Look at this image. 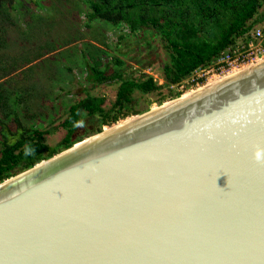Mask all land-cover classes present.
<instances>
[{
    "label": "water",
    "instance_id": "water-1",
    "mask_svg": "<svg viewBox=\"0 0 264 264\" xmlns=\"http://www.w3.org/2000/svg\"><path fill=\"white\" fill-rule=\"evenodd\" d=\"M105 126L0 182V264H264V62Z\"/></svg>",
    "mask_w": 264,
    "mask_h": 264
},
{
    "label": "rangeland",
    "instance_id": "rangeland-1",
    "mask_svg": "<svg viewBox=\"0 0 264 264\" xmlns=\"http://www.w3.org/2000/svg\"><path fill=\"white\" fill-rule=\"evenodd\" d=\"M91 12L84 0H0V23H7L8 15L13 20L6 26L7 46L0 48V74L19 66L1 80L9 115L0 113V149L4 140L14 143L19 132L33 128L47 130L46 142L57 146L67 131L62 122L70 105L88 95L103 97L106 110L112 107L121 80L97 83L87 61L101 60V69L107 66L108 74L126 79L153 77L161 85L158 90L133 94V104L142 113L175 99L163 74L169 55L160 38L147 44L126 25L91 19ZM259 17L264 19V4ZM99 120L82 111L74 137L89 132Z\"/></svg>",
    "mask_w": 264,
    "mask_h": 264
},
{
    "label": "trees",
    "instance_id": "trees-1",
    "mask_svg": "<svg viewBox=\"0 0 264 264\" xmlns=\"http://www.w3.org/2000/svg\"><path fill=\"white\" fill-rule=\"evenodd\" d=\"M91 8V19H99L114 26L126 25L132 34L142 36L150 44L159 37L169 55L163 74L170 86L186 78L200 65L208 64L234 40L248 32L261 21L259 10L264 0H84ZM1 17V16H0ZM0 23V48L7 46L6 26L13 23ZM2 18V17H1ZM122 37V36H121ZM5 54V53H4ZM4 54H1L2 56ZM7 55V54H6ZM15 57H13L14 59ZM118 64L121 60H116ZM91 78L97 83L109 79H120L115 102L109 110L103 107L105 99L100 96H86L69 107L68 116L62 122L67 131L57 146L46 142L47 130L33 128L19 132L14 143L3 142L0 149V182L14 176L42 160L71 147L75 142L102 131L130 115L142 113L133 104L135 90L150 93L161 85L147 75L145 79L124 78L121 74H108L103 62L87 61ZM0 74V113L8 107L7 94L1 80L18 70ZM6 73V74H5ZM182 93L173 91L176 98ZM165 98V97H164ZM163 99V98H162ZM21 100V98H19ZM100 120L93 129L74 137L81 121V112ZM99 115V116H98Z\"/></svg>",
    "mask_w": 264,
    "mask_h": 264
},
{
    "label": "built area",
    "instance_id": "built-area-1",
    "mask_svg": "<svg viewBox=\"0 0 264 264\" xmlns=\"http://www.w3.org/2000/svg\"><path fill=\"white\" fill-rule=\"evenodd\" d=\"M264 59V19L257 22L248 32L234 40L211 62L195 68L190 75L170 88L176 92H185L205 84L214 75L253 64Z\"/></svg>",
    "mask_w": 264,
    "mask_h": 264
},
{
    "label": "bare ground",
    "instance_id": "bare-ground-1",
    "mask_svg": "<svg viewBox=\"0 0 264 264\" xmlns=\"http://www.w3.org/2000/svg\"><path fill=\"white\" fill-rule=\"evenodd\" d=\"M264 62V59H262V60H260V61H258V62H256V63H253V64H248V65H244V66H242V67H239V68H235V69H233V70H231V71H229V72H227L226 74H224V75H214V76H211L208 80H207V83L206 84H204V85H201V86H199L198 88H193V89H191V90H188V91H186L184 94H182V97L183 96H185V95H188V94H190V93H192V92H195V91H197V90H200V89H202V88H204V87H207V86H209V85H211V84H214V83H216V82H218V81H221V80H223V79H225V78H228V77H230V76H233V75H235V74H237V73H240V72H242V71H244V70H247V69H249V68H251V67H254V66H256V65H258V64H261V63H263ZM171 101H174V99L173 100H170V101H166V102H164V104H167V103H169V102H171ZM162 105V104H161ZM161 105H153L152 106V109H155V108H157V107H160ZM140 116V114H138V115H133V116H128V117H126V118H124V119H121V120H119L118 122H116V123H114V125H112V126H105V130L106 131H109V130H111V129H113V128H116V127H118V126H120V125H123V124H125V123H127V122H129V121H131V120H133V119H135V118H137V117H139Z\"/></svg>",
    "mask_w": 264,
    "mask_h": 264
},
{
    "label": "clouds",
    "instance_id": "clouds-1",
    "mask_svg": "<svg viewBox=\"0 0 264 264\" xmlns=\"http://www.w3.org/2000/svg\"><path fill=\"white\" fill-rule=\"evenodd\" d=\"M255 159L257 161H264V149H257L256 150Z\"/></svg>",
    "mask_w": 264,
    "mask_h": 264
},
{
    "label": "flooded vegetation",
    "instance_id": "flooded-vegetation-1",
    "mask_svg": "<svg viewBox=\"0 0 264 264\" xmlns=\"http://www.w3.org/2000/svg\"><path fill=\"white\" fill-rule=\"evenodd\" d=\"M101 97V96H100ZM3 142H7V140H4ZM7 143H9V142H7ZM11 144V143H10Z\"/></svg>",
    "mask_w": 264,
    "mask_h": 264
}]
</instances>
